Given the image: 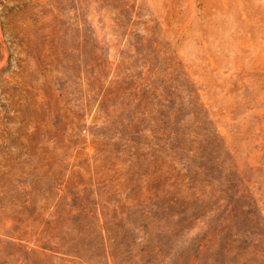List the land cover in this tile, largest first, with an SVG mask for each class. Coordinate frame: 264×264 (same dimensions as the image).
Here are the masks:
<instances>
[{
	"label": "rangeland",
	"instance_id": "1",
	"mask_svg": "<svg viewBox=\"0 0 264 264\" xmlns=\"http://www.w3.org/2000/svg\"><path fill=\"white\" fill-rule=\"evenodd\" d=\"M0 264H264V0H0Z\"/></svg>",
	"mask_w": 264,
	"mask_h": 264
}]
</instances>
